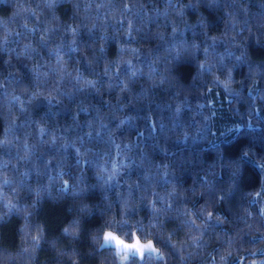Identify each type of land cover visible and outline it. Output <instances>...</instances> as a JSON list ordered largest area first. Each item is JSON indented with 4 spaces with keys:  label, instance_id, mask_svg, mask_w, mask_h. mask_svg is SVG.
<instances>
[{
    "label": "trees",
    "instance_id": "obj_1",
    "mask_svg": "<svg viewBox=\"0 0 264 264\" xmlns=\"http://www.w3.org/2000/svg\"><path fill=\"white\" fill-rule=\"evenodd\" d=\"M0 264H264V0H0Z\"/></svg>",
    "mask_w": 264,
    "mask_h": 264
},
{
    "label": "rangeland",
    "instance_id": "obj_2",
    "mask_svg": "<svg viewBox=\"0 0 264 264\" xmlns=\"http://www.w3.org/2000/svg\"><path fill=\"white\" fill-rule=\"evenodd\" d=\"M113 235H115V234H113ZM115 236L117 238H119L117 235H115ZM119 239H121V238H119ZM122 241H123V244L120 246L119 249L116 247L114 241L109 240L107 242L105 241V243L115 246L119 252L127 253V254H135V255H141L148 250H153V248H154L153 244L151 242H141V241L126 242L124 240H122ZM149 243H151L152 246L150 248L145 247V245H147ZM126 245H136V247L129 248V247H125Z\"/></svg>",
    "mask_w": 264,
    "mask_h": 264
},
{
    "label": "clouds",
    "instance_id": "obj_3",
    "mask_svg": "<svg viewBox=\"0 0 264 264\" xmlns=\"http://www.w3.org/2000/svg\"><path fill=\"white\" fill-rule=\"evenodd\" d=\"M106 233H111V232H106ZM105 233V234H106ZM112 234V233H111ZM103 239L107 242V241H109V240H111V241H114L115 242V245H116V247L119 249L120 248V246L123 244V241L121 240V239H119V238H117L115 235H113L112 234V238H110V239H106L105 238V235H104V237H103ZM152 246L151 245V243H149V244H147V245H145V247H148V246ZM129 248H131V247H129ZM150 248V247H149Z\"/></svg>",
    "mask_w": 264,
    "mask_h": 264
},
{
    "label": "snow or ice",
    "instance_id": "obj_4",
    "mask_svg": "<svg viewBox=\"0 0 264 264\" xmlns=\"http://www.w3.org/2000/svg\"><path fill=\"white\" fill-rule=\"evenodd\" d=\"M209 216H211V213H209ZM105 238L106 239L112 238V234L111 233H106L105 234ZM125 247H136V245H126ZM148 247H151V246L149 245Z\"/></svg>",
    "mask_w": 264,
    "mask_h": 264
}]
</instances>
